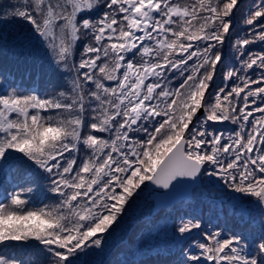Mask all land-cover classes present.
Masks as SVG:
<instances>
[{
  "label": "snow or ice",
  "instance_id": "obj_1",
  "mask_svg": "<svg viewBox=\"0 0 264 264\" xmlns=\"http://www.w3.org/2000/svg\"><path fill=\"white\" fill-rule=\"evenodd\" d=\"M97 8L99 16L87 15ZM237 8L238 0H24L15 8L11 15L27 31L14 39L46 46L58 66L75 74L70 89L54 97L0 95V175L15 178L34 166L58 197L51 208L28 209L22 191L6 196L0 264H37L4 254L19 248L50 256L51 264H84L79 253L104 252L103 234L115 232L146 181L168 189L178 178L195 184L204 175L254 198L259 241L248 243L242 230L248 210L241 206L240 231L205 229V242L181 249L173 264H264V0L247 20L251 39L237 41L240 67L225 75L232 86L208 92ZM82 37L89 42L81 45ZM257 41L261 50L250 51ZM75 48H82L78 64ZM200 110L204 117L194 119ZM226 121L237 126L227 138L209 131V122ZM82 149L88 151L74 155ZM230 200L234 208L242 204L241 197ZM194 229H202L199 219L182 221L176 239Z\"/></svg>",
  "mask_w": 264,
  "mask_h": 264
},
{
  "label": "trees",
  "instance_id": "obj_2",
  "mask_svg": "<svg viewBox=\"0 0 264 264\" xmlns=\"http://www.w3.org/2000/svg\"><path fill=\"white\" fill-rule=\"evenodd\" d=\"M179 2L184 3L185 0H179ZM259 2L260 0H238V8L234 9V15L231 18L230 38L226 39L222 47L223 60L222 63L218 65L217 74L212 83L213 86H211L208 91L209 94L216 93L220 87H225L227 90L232 86L230 81L225 80V75L227 71L240 67L241 55L237 41L251 39L253 26L247 24V20L250 18L251 13L256 10ZM22 3H24V0H0V95L15 92L25 95L36 94L42 98L54 97L60 91L70 89L71 79L75 73H69L65 71L62 66H58L55 62L54 54L47 49L46 46L33 44L25 47L21 46L14 39L22 30L27 31L26 23L11 15L15 8ZM102 11L103 8H97L87 13V15L95 18L99 16ZM260 22L264 23V18H261ZM256 31H259L258 27ZM88 42L86 37H82L79 43L82 45ZM261 47V43L257 41L255 44L249 45L248 49L253 52H259ZM81 51L82 48L74 49L72 58L74 63L78 64ZM250 71L251 70H249V72ZM240 75H243V73H240ZM180 82H182L181 78L177 76L174 84L178 86ZM105 83L114 86L115 82L106 81ZM236 83L240 82L236 81ZM256 86L257 85H252L251 87L255 88ZM206 99H209L208 95H206ZM211 102H214V99ZM204 115L199 116L198 112L197 117L194 119H202ZM103 136L107 138V134H103ZM86 151L88 150L82 149L80 153H74V155L80 156ZM32 167L24 166L21 170L22 174L15 178L11 175L7 177L0 175V196L4 193L22 191V198L28 202L25 205L26 208L39 209L45 206L51 208L58 203V197L49 190L50 180L47 174L39 169L33 172ZM146 183L147 181L145 184ZM145 184L141 186V189L137 190L139 195H134L133 199L136 203L132 208L128 209V206L125 205V208L128 210L126 213L121 214L123 218L118 221V226L117 224L112 226L116 229L115 232H113L111 236H109L108 233L103 234V237H107V244H102V247L105 249L104 252L101 253L99 249H84L79 253L84 264H98L99 261H102L103 264H123L125 261L133 260L144 261V264H172L174 261L181 258L179 252L169 255L165 253L150 254L145 258H136V254L140 253L144 246L150 244L153 238L157 239L153 236L152 230L158 223V219L164 213V215L168 214L167 209H164L155 217H151L154 198H149L147 200L146 197L149 195V191L145 190ZM204 187L205 186H202V188L195 192L202 191ZM29 189H31V191H29ZM201 202L204 210L210 208V204L207 203L205 199H201ZM0 203H7L6 198L2 199ZM190 206L192 209H197L200 206L196 195L191 201ZM226 208L227 206L225 205L224 209ZM189 211L190 209H182V215H175L172 224L163 225L159 228L166 237L169 236L167 243L172 237L176 238L180 235L174 232V229L178 227L182 221L193 218L199 219L202 224L199 236L204 237L203 230L205 229L208 232H212L210 229L211 222L207 220L204 215ZM234 218L233 214L227 213L226 218L220 221L219 225L213 228V230H220L229 225L228 223ZM228 229L229 234L241 230V228L232 229L230 227ZM242 230L244 233L247 231L254 233L255 239L253 246L259 241V228L253 226L250 220L244 225ZM163 238L164 236H161V239ZM158 239H160V237H158ZM188 251L189 249L187 252ZM17 253H19L26 262L31 260L36 261L37 264H51L50 256L37 257L31 249H13L4 254L11 256ZM205 264H207V262H205Z\"/></svg>",
  "mask_w": 264,
  "mask_h": 264
},
{
  "label": "rangeland",
  "instance_id": "obj_3",
  "mask_svg": "<svg viewBox=\"0 0 264 264\" xmlns=\"http://www.w3.org/2000/svg\"><path fill=\"white\" fill-rule=\"evenodd\" d=\"M209 123H208V129L209 130H214L216 134H221L223 132L222 134L225 138H227L229 136L228 133H226L225 131L231 132L229 134L233 133L234 129H232V128H226V127H222L219 125H209ZM231 125L235 126L234 124H231ZM208 170L211 171V167H209ZM203 184L205 187L202 189V191H198L195 193V195L198 198V203L200 206H202L201 199H205L206 202L209 203L210 201H214L213 198L217 199V198H220L221 196H225L226 198H228V200H230V197H241L242 198V204L237 203V206L235 207L237 209V212H238V209L242 206L248 210V213L250 212V213L254 214V216H256V217L259 216L258 219H256V221L261 219V217H260V206H257L254 203L253 197L243 196L242 194L232 192V190L229 189L223 183V181L220 180L219 177L214 176V177L208 178L206 175H204ZM148 191H149V195H147V197H146L147 200L149 198H155L156 194L158 193V191L155 189L148 190ZM234 203H236V202L232 201V203L230 204V208L235 209L233 207ZM169 213L172 214L170 211H169ZM216 213H218L217 209L214 212V216L216 215ZM164 214L158 219V223L155 225V227L152 230L153 236L156 237L157 239H152L150 244H148L139 254H136V257L138 256L140 258H144V257H148L150 254H157V253H162V252L167 253L170 251L174 252L177 250H179L181 252V249H183V251L186 253L187 250L189 249L190 245H195L198 242H205L204 237L199 236L200 230L194 229L191 233L184 234L183 239L178 241L176 238L172 237L170 239V241L167 243L169 236L166 237L164 235V233H162L163 231H160L159 228H161L163 225L172 224L174 222V220H173L174 217L172 215H168V214L164 215ZM178 214L182 215V213H180V212ZM213 219H214V217H213ZM213 219L209 218V221L212 222ZM228 224H229L230 228H232V229L240 228L239 220L236 218H234ZM256 230H258V229H256ZM160 235L162 237L164 236V238L161 239ZM227 235H229V234H227ZM158 237H160V239H158ZM126 241H127V239H126ZM253 241L250 242L251 245H252ZM196 250L198 251V249H196ZM184 258L187 259L186 256Z\"/></svg>",
  "mask_w": 264,
  "mask_h": 264
},
{
  "label": "water",
  "instance_id": "obj_4",
  "mask_svg": "<svg viewBox=\"0 0 264 264\" xmlns=\"http://www.w3.org/2000/svg\"><path fill=\"white\" fill-rule=\"evenodd\" d=\"M203 113V110H200ZM201 185L195 183L190 178H178L172 182V185L168 189L159 188L154 184L148 182L145 189H159L160 191L156 195L153 214H156L159 210L166 207H173L184 200L191 199L194 190Z\"/></svg>",
  "mask_w": 264,
  "mask_h": 264
}]
</instances>
